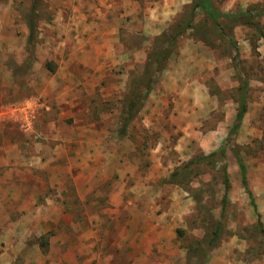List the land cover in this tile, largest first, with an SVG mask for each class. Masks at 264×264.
<instances>
[{"label": "rangeland", "instance_id": "1", "mask_svg": "<svg viewBox=\"0 0 264 264\" xmlns=\"http://www.w3.org/2000/svg\"><path fill=\"white\" fill-rule=\"evenodd\" d=\"M74 1L0 0V177L14 178L0 193L15 194L0 202V264H264V16L253 14L264 0H209L239 14L216 21L195 0H135L119 29L123 60L55 88L68 58L56 33ZM158 4L170 9L149 23ZM243 82L246 112L229 135ZM10 105L21 110L7 115ZM221 145L224 159L194 160L190 179L168 182Z\"/></svg>", "mask_w": 264, "mask_h": 264}, {"label": "crops", "instance_id": "2", "mask_svg": "<svg viewBox=\"0 0 264 264\" xmlns=\"http://www.w3.org/2000/svg\"><path fill=\"white\" fill-rule=\"evenodd\" d=\"M74 2L68 4L71 6V12L66 17V25L62 26V30L56 33L57 36L61 34L58 37L60 39L58 45L60 47L64 46L65 43L68 45L67 48H62L67 50L68 58L67 62H64V65H59V68L56 70V74L59 75L64 70L63 75H65V78L63 77L64 79L61 80V84L55 88L60 86L69 88L71 85L70 81L77 83L79 76L74 75V71L76 73L81 69L82 73H84L83 78H86L89 71H103L106 64L117 60L116 57L123 60V52L118 54L115 51L119 42V29L122 23H124L126 14L133 15L136 12L135 0H75ZM148 9L147 11H149L148 13L151 18L148 22L152 23V16L157 19L160 14L159 18L163 20L165 18L164 13L170 7L168 4L165 7H160L158 4L152 10V14H150V7ZM13 47L11 48L14 49ZM139 55L141 56V53ZM56 79L58 77H55ZM53 91H56V89ZM56 100L57 103L63 102L59 97ZM2 180H11L14 182V178L9 172L3 177H0V182ZM0 194H3L0 202L2 201L4 204L15 198L13 196L14 193H10L9 196L6 192H1Z\"/></svg>", "mask_w": 264, "mask_h": 264}, {"label": "trees", "instance_id": "3", "mask_svg": "<svg viewBox=\"0 0 264 264\" xmlns=\"http://www.w3.org/2000/svg\"><path fill=\"white\" fill-rule=\"evenodd\" d=\"M40 1L41 0H32V2H36V3H39ZM197 8L202 9L204 14H206L207 17H209L213 21H216L219 17L235 18V17H237L239 15V14H234V13H221L219 11H216L212 7V5H211L209 0H195V3L193 5L192 9L194 10V9H197ZM255 12L253 14L264 16V10H258V11H255ZM241 15L244 17L247 14L246 13H241ZM31 21L32 20L29 19V18L26 21L27 24H28V38H27L28 45L32 41L33 32H34V26L32 25ZM154 56H155L154 61L157 62V67H156V69L151 71V74H154L157 71V69L160 66V62L159 61L164 57V55H162V54H155ZM145 87H147V85H145ZM245 88H246V84H245V82H243L242 86L240 87V96H239L238 110H237V113L235 115L234 123H233V125L231 126V128L229 130V133H228L229 135H232L236 131L238 125L242 121L243 116H244V114L246 112V104H245V99H244ZM134 90H135V88H134ZM137 96H138V94L133 92L132 98L130 100H127V103H125L126 105H125V108L123 109V113H124L123 114V120L125 121L124 124H126V125L131 120L130 116L132 115V113L134 112L135 108L137 107V104L134 102V98L137 97ZM124 127H125V125H124ZM122 132H123V130H122ZM232 152H233L234 156L238 159L241 184L245 188V191H246V193L248 195V198H249L250 205L256 211V204L254 202L253 194H252L251 190L247 186L245 166H244L243 162L238 158L237 153H235L233 150H232ZM217 153H219L220 156L222 157V159H224V157H225V147H224V145H221L219 147V149H217L215 151H212V152H210L208 154H201L200 156H198V157H196L194 159H191V160L187 161L186 163H183L184 165L182 167L176 168V170L171 172V174L168 177V182H173V183H176V184H182L183 179H182L181 176H185L186 178L188 177L187 179H190L191 176H189V175L192 172L191 164L193 162H195V161L203 162V161H206V160H210ZM226 173H227L226 172V167L224 165V167H223L224 180L222 181V183L224 185V194H223L222 199H221L222 204H224L225 201H226V193H227V189L229 187ZM257 217H258L257 218V222H256L257 228H258L259 232L264 236L263 224H262L261 220L259 219V215H257ZM221 228H222V222L220 220H217L216 223H215V226L212 228V230L210 232V237H209V242L210 243H208V246H209L210 249L213 248L216 245V243H214V242H216L219 239V237L221 235ZM207 250H209V249H207ZM194 264H199V263L195 262ZM200 264H202V263H200Z\"/></svg>", "mask_w": 264, "mask_h": 264}, {"label": "built area", "instance_id": "4", "mask_svg": "<svg viewBox=\"0 0 264 264\" xmlns=\"http://www.w3.org/2000/svg\"><path fill=\"white\" fill-rule=\"evenodd\" d=\"M5 109H7V111H6V112H8L7 115H13V114H15L21 110L20 108L17 109L16 106H12V105L6 107ZM0 111L2 112V111H4V109L1 108ZM22 115H24V114L22 113Z\"/></svg>", "mask_w": 264, "mask_h": 264}]
</instances>
